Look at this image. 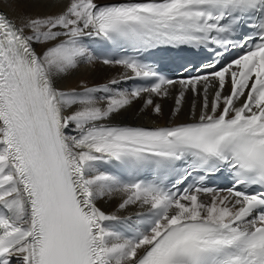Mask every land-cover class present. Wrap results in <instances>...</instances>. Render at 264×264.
<instances>
[{
	"label": "snow or ice",
	"instance_id": "6c2138e0",
	"mask_svg": "<svg viewBox=\"0 0 264 264\" xmlns=\"http://www.w3.org/2000/svg\"><path fill=\"white\" fill-rule=\"evenodd\" d=\"M85 38L137 52L215 46L218 59L208 74L173 81L136 58H104L126 70L122 79L156 82L58 86L95 59ZM235 49L243 52L217 68ZM174 84L173 115L187 91L200 98L190 122H108L142 93L160 114L153 94L168 97ZM178 162L187 167L169 188ZM224 170L226 189L180 187L193 172L203 182ZM151 173L157 179H138ZM116 197V212L99 206ZM131 206L134 216L116 214ZM0 264H264V0H69L57 13L0 11Z\"/></svg>",
	"mask_w": 264,
	"mask_h": 264
},
{
	"label": "bare ground",
	"instance_id": "6f19581e",
	"mask_svg": "<svg viewBox=\"0 0 264 264\" xmlns=\"http://www.w3.org/2000/svg\"><path fill=\"white\" fill-rule=\"evenodd\" d=\"M113 0H95L98 2H107ZM69 0H58L54 5L51 3H34L32 0H24V2L14 3L11 6L5 5L1 9L4 10L10 17H15L19 12H30L33 14H44V13H57L64 9ZM15 8L16 11L11 9ZM88 38H85V44L87 45ZM89 50V48H88ZM90 52V50H89ZM93 56V54L90 52ZM94 57V56H93ZM95 58V57H94ZM126 70L118 65H105L102 61L96 58L93 62L89 63L85 60L83 63L79 64L77 69L72 70L67 76H65L60 82V87L63 88H74L80 85L83 81L89 87L102 88L104 85L108 84L114 90L123 91L118 88V85H111L110 81L113 79L120 80ZM127 75H132L130 71H127ZM179 84H174L169 88V96L165 98L157 97L153 94L154 104H160L161 113L156 114L153 111L152 106H145V100L148 98V93H142L140 98L133 100L127 108L121 110L119 113L114 114L110 121L114 122H125V123H136V124H153V125H164V124H174L185 121H190L194 117L192 115V103L193 100L196 101V115L199 114L200 98L195 97L191 90L185 93L183 105L176 115H173V109L175 108V97L180 90ZM199 87V86H198ZM226 90L228 86H225ZM210 94L213 91L209 90ZM98 95H103V93H98ZM201 199L208 200V197L202 196ZM119 201V197H116L107 202H99V206L106 213L116 212V206ZM138 209L135 206H131L123 212H118L116 214L125 216L133 214Z\"/></svg>",
	"mask_w": 264,
	"mask_h": 264
}]
</instances>
